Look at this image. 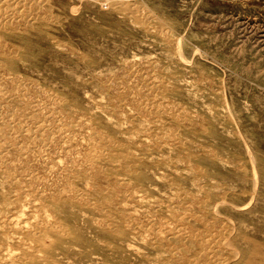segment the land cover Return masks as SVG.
Wrapping results in <instances>:
<instances>
[{"label": "rangeland", "instance_id": "rangeland-1", "mask_svg": "<svg viewBox=\"0 0 264 264\" xmlns=\"http://www.w3.org/2000/svg\"><path fill=\"white\" fill-rule=\"evenodd\" d=\"M0 1V264H264V0Z\"/></svg>", "mask_w": 264, "mask_h": 264}, {"label": "bare ground", "instance_id": "bare-ground-1", "mask_svg": "<svg viewBox=\"0 0 264 264\" xmlns=\"http://www.w3.org/2000/svg\"><path fill=\"white\" fill-rule=\"evenodd\" d=\"M19 1H20V0H19ZM31 1H32V0H31ZM0 2H1V1H0ZM4 2H5V1H4ZM12 2H13V0H12ZM22 2H24V1H22ZM15 4L17 5V3H15ZM15 4H14V6H15ZM23 5H24V4H23ZM27 5H28V4H27ZM21 6H22V4H21ZM21 6H20V7H21ZM11 7H12V6H11ZM126 7H127V6H126ZM5 8H7V7H5ZM14 9H15V8H14ZM22 9H23V7H22ZM138 9H139V8H138ZM144 9H145V8H144ZM5 11H6V10H5ZM20 11H21V10H20ZM129 11H130V10H129ZM18 12H19V11H18ZM29 13H30V12H29ZM19 14H20V13H19ZM125 14H126V13H125ZM30 15H31V14H30ZM148 15H149V14H148ZM10 16H11V15H10ZM2 17H3V16H2ZM30 17H31V16H30ZM56 18H57V17H56ZM143 18H144V17H143ZM153 18H154V17H153ZM35 19H36V17H35ZM139 19H140V18H139ZM4 20H5V19H4ZM20 20H21V19H20ZM20 20H19V21H20ZM135 20H136V19H135ZM140 20H141V19H140ZM155 20H156V19H155ZM36 21H37V19H36ZM144 21H145V20H144ZM26 22H27V21H26ZM20 23H21V22H20ZM30 23H31V22H30ZM30 23H29V24H30ZM32 23H33V22H32ZM18 24H19V23H18ZM30 26H31V25H30ZM0 27H1V26H0ZM20 28H21V27H20ZM20 28H19V29H20ZM158 29H159V28H158ZM158 32H159V30H158ZM165 33H166V32H165ZM159 35H160V34H159ZM178 47H179V46H178ZM182 59H183V58H182ZM187 64H188V63H187ZM129 72H130V71H129ZM142 79H143V78H142ZM155 83H156V82H155ZM165 86H166V84H165ZM152 87H153V86H152ZM156 88H157V87H156ZM157 89H158V88H157ZM119 91H120V90H119ZM156 91H157V90H156ZM49 92H50V91H49ZM172 105H173V104H172ZM50 106H51V105H50ZM0 107H1V106H0ZM28 107H29V106H28ZM156 108H157V107H156ZM156 110H157V109H155V111H156ZM183 110H184V109H183ZM229 110H230V109H229ZM168 112H169V111H168ZM50 113H51V112H50ZM50 113H49V114H50ZM127 114H128V113H127ZM118 116L120 117V115H118ZM9 118H11V117H9ZM120 118H121V117H120ZM133 118H134V117H133ZM183 118H184V117H183ZM229 118H230V117H229ZM202 119H203V118H202ZM28 120H29V119H28ZM42 121H43V120H42ZM88 122H89V121H88ZM87 124H88V123H87ZM42 126H43V125H42ZM37 127H40V125H38ZM37 127H36V128H37ZM50 130H51V129H50ZM139 130H140V129H139ZM130 131H131V130H130ZM12 132H13V131H12ZM173 134H174V133H173ZM240 136H241V135H240ZM83 140H84V139H83ZM142 140H144V139H142ZM242 140H243V139H242ZM64 141H65V140H64ZM131 141H132V140H131ZM114 142H115V141H114ZM28 143H29V142H28ZM95 144H96V143H95ZM137 144H139V143H137ZM9 145H10V144H9ZM20 145H21V144H20ZM181 145H183V144H181ZM2 146H3V145H1L0 147H2ZM18 146H19V145H18ZM136 146H137V145H136ZM175 146H176V145H175ZM183 146H184V145H183ZM8 147H9V146H8ZM8 147H7V148H8ZM159 148H160V147H159ZM0 149H1V148H0ZM5 150H6V149H5ZM32 150H33V149H32ZM5 152H6V151H5ZM0 153H1V152H0ZM102 153H103V152H102ZM105 154H106V153H105ZM248 154H249V153H248ZM37 155H38V154H37ZM90 155H92V154H90ZM95 155H96V154H95ZM95 155H94V156H95ZM23 156L25 157V155H23ZM23 156H22V157H23ZM26 156H27V154H26ZM249 156H250V155H249ZM250 157H252V156H250ZM95 158H96V157H95ZM127 158H128V157H127ZM89 161H90V160H89ZM34 162H35V161H34ZM187 162H188V161H187ZM61 163H62V161H61ZM61 163H60V165H61ZM5 164H6V162H5ZM30 164H31V163H30ZM57 164H58V163H57ZM62 164H64V163H62ZM187 164H188V163H187ZM251 164H252V162H251ZM240 165H241V164H240ZM252 165H253V164H252ZM15 166H16V165H15ZM253 166H254V165H253ZM30 167H31V166H30ZM127 168H128V167H127ZM253 168H254V167H253ZM198 169H199V168H198ZM101 170H102V169H101ZM255 171H256V170H255ZM59 172H60V171H59ZM34 173H35V172H34ZM13 174H14V173H13ZM13 174H12V176H13ZM26 176H27V175H26ZM29 176H30V175H29ZM68 176H69V175H68ZM13 177H14V176H13ZM25 178H27V177H25ZM25 178H24V179H25ZM36 178H37V177H36ZM67 178H68V177H67ZM73 178H74V177H73ZM15 179H16V177H15ZM18 179H19V178H18ZM77 180H78V179H77ZM10 181H11V180H10ZM12 181H13V180H12ZM35 181H36V180H35ZM66 181H67V180H66ZM17 182H19V181H17ZM17 182H16V184H17ZM27 182H28V181H27ZM256 182H257V181H256ZM28 183H29V182H28ZM28 183H27V185H28ZM121 184H122V183H121ZM17 185H18V184H17ZM129 185H130V184H129ZM66 186H67V185H66ZM14 187H15V186H14ZM27 188H28V187H27ZM29 188H30V187H29ZM12 189H13V187H12ZM20 189H21V188H20ZM72 189H73V188H72ZM24 190H26V189H24ZM68 190H69V189H68ZM76 190H77V189H76ZM253 190H254V189H253ZM60 191H61V190H60ZM133 191H134V190H133ZM25 192H26V191H25ZM27 192H28V190H27ZM27 192H26V193H27ZM64 192H65V191H64ZM68 192H69V191H68ZM111 192H112V191H111ZM6 193H7V192H6ZM61 193H62V192H61ZM254 193H255V192H254ZM11 194H12V192H11ZM63 194H64V193H63ZM77 194H78V193H77ZM134 194H135V193H134ZM23 195H26V194L24 193ZM23 195H22V196H23ZM29 195H30V194H29ZM40 195H41V194H40ZM65 195H67V194H65ZM79 195H80V194H79ZM136 195H137V194H136ZM136 195H135V197H136ZM139 196H140V195H139ZM8 197H9V196H8ZM24 197H25V196H24ZM58 197H60V194H59ZM9 198H10V197H9ZM6 199H7V198H6ZM22 199H23V198H22ZM37 199H38V198H37ZM58 199H59V198H58ZM78 199H79V198H78ZM116 199H117V198H116ZM145 199H146V198H145ZM147 199H148V197H147ZM10 200H12V198H10ZM13 200H14V199H13ZM23 200H24V199H23ZM25 200H26V199H25ZM59 200H60V199H59ZM139 200H140V199H139ZM252 200H253V199H252ZM252 200H251V201H252ZM44 201H47V200H44ZM124 201H125V200H124ZM91 202H92V201H91ZM140 202H141V201H140ZM143 202H144V201H143ZM14 203H15V200H14ZM18 203H19V202H18ZM250 203H251V202H250ZM20 204H21V203H19V205H20ZM32 205H33V204H32ZM36 205H37V204H36ZM12 207H13V206H12ZM17 207H18V206H17ZM19 207H20V206H19ZM125 207H126V206H125ZM248 207H249V206H248ZM39 208H40V207H39ZM39 208H38V209H39ZM19 209H20V208H19ZM23 209H24V208H23ZM40 209H41V208H40ZM132 209H133V208H132ZM16 210H17V208H16ZM16 210H15V211H16ZM20 210H21V209H20ZM44 210H45V209H44ZM12 211H13V210H12ZM15 211H14V212H15ZM24 211H25V210H24ZM27 211H28V210H27ZM4 212H5V211H4ZM16 212H17V211H16ZM103 212H104V211H103ZM136 212H137V211H136ZM21 213H22V212H21ZM41 213H42V212H41ZM133 213H134V212H133ZM216 213H217V212H216ZM216 213H215V214H216ZM30 214H31V213H30ZM134 214H135V213H134ZM156 214H157V213H156ZM28 215H29V214H28ZM42 215H43V214H42ZM24 216H26V215L23 213V216H21V218L24 217ZM29 216L32 217V215H29ZM3 217H5V216H3ZM6 217H7V216H6ZM17 217H18V216H17ZM27 217H28V216H27ZM9 219H11V218H9ZM12 219H15V217L12 218ZM12 219H11V220H12ZM43 219H44V217H43ZM132 219H134V218H132ZM227 219H229V218H227ZM2 220H3V219H1V223H2ZM17 220H18V219H15L16 223H17ZM29 220H30V219H29ZM32 220H33V219H32ZM15 221H14V222H15ZM57 221H58V220H57ZM8 222H9V221H8ZM19 222H20V219H19ZM19 222H18V225H19ZM23 222H24V221H23ZM33 222H34V221H33ZM25 223H27V221H25ZM25 223H24V224H25ZM28 223H29V222H28ZM231 223H232V222H231ZM9 224H10V223H9ZM14 224H15V223H13V226H14ZM22 224H23V223H22ZM172 224H173V223H172ZM25 225H27V224H25ZM151 225H152V223H151ZM0 226H1V225H0ZM15 226H17V224H15ZM15 226H14V227H15ZM1 227H2V226H1ZM1 227H0V228H1ZM11 229H12V228H11ZM157 229H158V228H157ZM185 229H186V228H185ZM147 230H148V229H147ZM225 230H226V229H225ZM0 231H2V229H1ZM38 231H39V230H38ZM38 231H37V232H38ZM15 233H16V232H15ZM65 234H67V233H65ZM194 234H195V233H194ZM193 236H194V235H193ZM13 237H14V236H13ZM162 238H163V237H162ZM4 239H5V238H4ZM8 239H9V238H8ZM16 239H17V237H16ZM21 239H22V238H21ZM6 240H7V238H6ZM9 240H10V239H9ZM161 240H162V239H161ZM204 240H205V239H204ZM15 241H16V240H15ZM8 242H9V241H7V244H8ZM12 242H13V240H12ZM17 242H18V241H17ZM169 242H170V241H169ZM9 244H10V243H9ZM9 246L11 247V244H10ZM22 246H24V245H22ZM20 247H21V246H20ZM3 248H6V249H7V246H6V247H3ZM8 248H9V247H8ZM21 248H25V246H24V247H21ZM0 249H1V248H0ZM164 249H165V248H164ZM10 250H11V249H10ZM25 250H26V249H25ZM26 251H27V250H26ZM3 252H4V251H3ZM9 252H11V251H9ZM36 252H37V251H36ZM235 252H236V251H235ZM5 253H6V251H5ZM5 253H4V256L6 255ZM18 253H19V252H18ZM23 253H24V252H23ZM26 253H27V252H26ZM2 254H3V253H2ZM12 254H13V253H12ZM16 254H17V253H16ZM27 254H28V253H27ZM0 255H1V254H0ZM7 255H8V254H7ZM7 255H6V258H7ZM9 255H10V253H9ZM9 255H8V256H9ZM13 255H14V254H13ZM4 256H3V257H4ZM198 256H199V255H198ZM20 257H21V256H20ZM1 258H2V257H1ZM9 258H11V255H10ZM9 258H8V260H9ZM18 259H19V258H18ZM224 260H225V259H224ZM10 261H11V259H10ZM212 261H213V260H212ZM14 263H16V262H14ZM14 263L12 262V264H14ZM212 263H213V262H212ZM8 264H9V262H8ZM213 264H214V263H213ZM220 264H221V263H220Z\"/></svg>", "mask_w": 264, "mask_h": 264}]
</instances>
